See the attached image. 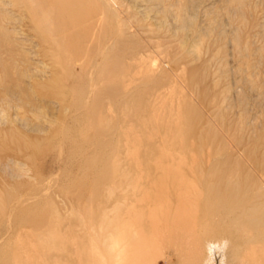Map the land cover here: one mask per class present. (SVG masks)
Segmentation results:
<instances>
[{"label":"rangeland","instance_id":"rangeland-1","mask_svg":"<svg viewBox=\"0 0 264 264\" xmlns=\"http://www.w3.org/2000/svg\"><path fill=\"white\" fill-rule=\"evenodd\" d=\"M138 135L256 182L264 0H0V264H110L111 166Z\"/></svg>","mask_w":264,"mask_h":264},{"label":"bare ground","instance_id":"bare-ground-1","mask_svg":"<svg viewBox=\"0 0 264 264\" xmlns=\"http://www.w3.org/2000/svg\"><path fill=\"white\" fill-rule=\"evenodd\" d=\"M144 142L127 140L111 166L110 264H160L154 250H166L162 264H264V165L256 164L255 183L240 185L238 171L216 178L211 150L199 165L181 164L161 159L157 143L137 152ZM206 174L212 180L202 188ZM221 192L227 205L212 201Z\"/></svg>","mask_w":264,"mask_h":264}]
</instances>
